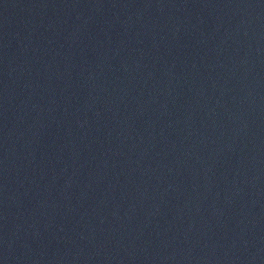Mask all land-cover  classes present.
<instances>
[{"label": "water", "instance_id": "1", "mask_svg": "<svg viewBox=\"0 0 264 264\" xmlns=\"http://www.w3.org/2000/svg\"><path fill=\"white\" fill-rule=\"evenodd\" d=\"M0 264H264V0H0Z\"/></svg>", "mask_w": 264, "mask_h": 264}]
</instances>
